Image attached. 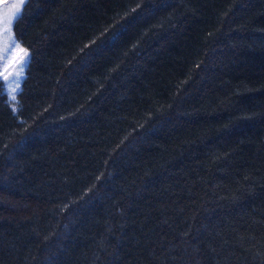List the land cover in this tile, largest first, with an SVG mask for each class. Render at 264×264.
<instances>
[{
    "label": "trees",
    "instance_id": "16d2710c",
    "mask_svg": "<svg viewBox=\"0 0 264 264\" xmlns=\"http://www.w3.org/2000/svg\"><path fill=\"white\" fill-rule=\"evenodd\" d=\"M0 80V264H264V0H25Z\"/></svg>",
    "mask_w": 264,
    "mask_h": 264
},
{
    "label": "rangeland",
    "instance_id": "374dc122",
    "mask_svg": "<svg viewBox=\"0 0 264 264\" xmlns=\"http://www.w3.org/2000/svg\"><path fill=\"white\" fill-rule=\"evenodd\" d=\"M22 5L20 0H0V80L11 101L17 98L29 60V51L13 32V22Z\"/></svg>",
    "mask_w": 264,
    "mask_h": 264
},
{
    "label": "snow or ice",
    "instance_id": "6c2138e0",
    "mask_svg": "<svg viewBox=\"0 0 264 264\" xmlns=\"http://www.w3.org/2000/svg\"><path fill=\"white\" fill-rule=\"evenodd\" d=\"M20 2H21V4H23L24 3V0H20Z\"/></svg>",
    "mask_w": 264,
    "mask_h": 264
}]
</instances>
